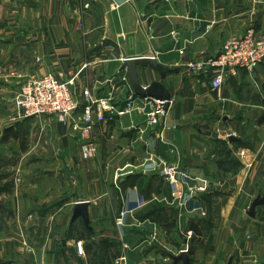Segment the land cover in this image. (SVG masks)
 I'll use <instances>...</instances> for the list:
<instances>
[{
    "label": "crops",
    "instance_id": "0c3cea01",
    "mask_svg": "<svg viewBox=\"0 0 264 264\" xmlns=\"http://www.w3.org/2000/svg\"><path fill=\"white\" fill-rule=\"evenodd\" d=\"M250 27L264 37V0H0V264H264V205L247 214L264 196V61L219 90L187 68ZM136 57L175 70L138 67L170 92L159 127L123 68ZM47 74L138 109L98 125L85 159L67 124L11 120L23 82ZM150 157L178 169L177 189ZM84 201L89 226L73 220Z\"/></svg>",
    "mask_w": 264,
    "mask_h": 264
},
{
    "label": "built area",
    "instance_id": "2783aa9c",
    "mask_svg": "<svg viewBox=\"0 0 264 264\" xmlns=\"http://www.w3.org/2000/svg\"><path fill=\"white\" fill-rule=\"evenodd\" d=\"M264 61V37L254 27L244 35L230 36L223 43L220 53L211 59L192 62L187 68L197 74L213 71L211 85L213 90L221 89L230 76L238 74L240 69L250 73ZM112 80L110 79L109 82ZM75 79L61 81L54 75L32 76L21 85L14 97L15 116L11 119H24L34 116H50L60 123L67 124L81 141V153L85 159L98 156L97 143L94 140L95 128L108 119L132 113L138 106L134 96L130 97L123 109L113 104L114 94L106 98H97L89 89L78 94L74 88ZM115 90V89H114ZM172 99H146V122L149 126L159 127L167 114V106ZM243 154V153H242ZM153 166L161 169L162 175L178 188V169L164 159H147ZM193 192H190V196ZM78 251L84 254L82 242L77 244Z\"/></svg>",
    "mask_w": 264,
    "mask_h": 264
},
{
    "label": "water",
    "instance_id": "95a60500",
    "mask_svg": "<svg viewBox=\"0 0 264 264\" xmlns=\"http://www.w3.org/2000/svg\"><path fill=\"white\" fill-rule=\"evenodd\" d=\"M138 67L146 68L149 67L159 73H161L163 76H166L168 74L174 73L175 70L166 68L164 65L159 63L156 59L151 57H136V58H130L126 59L123 68L128 70L129 78L131 85L138 96L142 97H153L156 99L161 100H171V95L169 90L159 82H153L147 87H144L140 80H139V72ZM169 103L167 106V110L169 109ZM235 138H231V140H234ZM264 205V196L259 195L251 204L249 210L247 211V214L250 217L255 218L257 213V208ZM88 206L89 203L79 202L75 205L74 208V214H73V220L77 219L78 217H82L86 223L87 226L90 224V218H89V212H88ZM174 262L177 264L179 262H182V264H190L191 259L187 252H182L180 255L174 257ZM227 264H233V257H231Z\"/></svg>",
    "mask_w": 264,
    "mask_h": 264
},
{
    "label": "rangeland",
    "instance_id": "374dc122",
    "mask_svg": "<svg viewBox=\"0 0 264 264\" xmlns=\"http://www.w3.org/2000/svg\"><path fill=\"white\" fill-rule=\"evenodd\" d=\"M231 135H233V134H231ZM59 230H60L59 227H54V230H53V231L55 232V234H56V233L58 234V231H59ZM57 234H56V235H57ZM56 238H57V237H56ZM58 238L61 239L59 235H58ZM66 260H68V261H72L71 258H70V259H67V258H66Z\"/></svg>",
    "mask_w": 264,
    "mask_h": 264
}]
</instances>
